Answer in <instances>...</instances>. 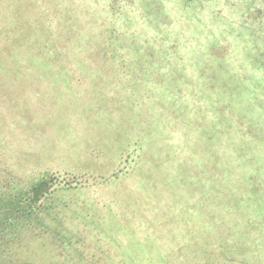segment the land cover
Returning a JSON list of instances; mask_svg holds the SVG:
<instances>
[{
	"label": "trees",
	"instance_id": "1",
	"mask_svg": "<svg viewBox=\"0 0 264 264\" xmlns=\"http://www.w3.org/2000/svg\"><path fill=\"white\" fill-rule=\"evenodd\" d=\"M32 245L264 264V0H0V264Z\"/></svg>",
	"mask_w": 264,
	"mask_h": 264
},
{
	"label": "rangeland",
	"instance_id": "2",
	"mask_svg": "<svg viewBox=\"0 0 264 264\" xmlns=\"http://www.w3.org/2000/svg\"><path fill=\"white\" fill-rule=\"evenodd\" d=\"M56 220L53 219L52 222H48V226L54 228L55 224H56ZM30 251H32L31 254H28V258L31 260V258H34V260H36V263L38 264H43L44 262L50 263V264H56V260H57V251L56 249L53 251L54 253H49V250H47V255L45 253H43V250L41 249V247L36 246V248H34V245H32L30 247ZM43 253V254H42ZM51 254V255H50ZM54 254V255H53ZM62 259V258H60ZM29 260V261H30ZM67 260H71V258H67Z\"/></svg>",
	"mask_w": 264,
	"mask_h": 264
}]
</instances>
